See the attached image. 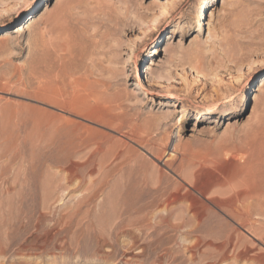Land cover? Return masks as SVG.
Masks as SVG:
<instances>
[{
    "label": "rangeland",
    "instance_id": "1",
    "mask_svg": "<svg viewBox=\"0 0 264 264\" xmlns=\"http://www.w3.org/2000/svg\"><path fill=\"white\" fill-rule=\"evenodd\" d=\"M38 124L93 129L151 186L161 172L163 186L208 187L194 197L209 226L195 232L182 201L167 223L121 229L106 257L116 219L98 212L119 174L81 209L93 215L58 223L87 186L42 199L58 171L32 161ZM30 163L35 190L19 185ZM251 196L264 198V0H0V264H259L264 209L251 207L255 236L231 215ZM230 235L247 256L217 250Z\"/></svg>",
    "mask_w": 264,
    "mask_h": 264
},
{
    "label": "bare ground",
    "instance_id": "2",
    "mask_svg": "<svg viewBox=\"0 0 264 264\" xmlns=\"http://www.w3.org/2000/svg\"><path fill=\"white\" fill-rule=\"evenodd\" d=\"M187 67L188 66H186L185 69H187ZM188 69L190 70L191 68H188ZM70 126L72 128H70ZM70 126H68V125L59 126L56 124H48V125L38 124L36 126L34 143H35L36 150L39 153H41V157L38 159V157L34 156L35 152H34V155L31 154L32 156L37 158V159L32 160V161L38 162L40 164L42 163L41 164L42 167H43V164H48L49 166L56 168L58 171V172L55 171V173L51 174V175H48L46 173L44 183L40 184V189L42 191L41 197L43 200L44 199L46 201H47V199L49 200V198L52 197L53 194H56V195L58 194V196L61 195V196H65V197L69 196V198H70L75 193L82 191L84 189V187L87 186L83 190V192H82L83 196L77 202L76 206L74 205L75 207L72 208V211L67 216H62L60 218V220L57 221L58 223H62L63 221L71 222V220L74 217H76V215H79V216L81 215L82 217H80V218L90 217L91 214L93 213L92 210L88 209L87 211L85 210L83 212L81 209L83 207L86 209L89 205H92L94 203V200L96 199L97 195L99 194V192L103 188H105V186L109 185V181L114 177V175L119 174L118 181L112 186V188H111L108 196L104 200V202L102 204H100L99 212L97 210L98 213H100L101 210H103L105 213H107L108 214V220L110 219V221H112V222L115 221V219H116V222L109 224L105 228V230H103V232H102V234H104V236H105V238H104L105 242L107 241L106 244L112 246L111 253L105 254L106 257L107 256H112V257L115 256V249H114L115 245L113 246V245H111V243L113 244L114 238L116 239L117 234L119 232L121 233V229L123 230L124 227H128L131 229L133 227H135V229H137L138 227H140V225L142 223L147 222V220H148V222L151 221L149 219H152L153 216L158 217L161 220L160 221L161 223H165L167 221V218H170L167 216H166L167 218L163 216L164 213H166V215H167V213L169 212L168 207H170L173 204L182 202V201L187 203L186 207L181 206V207L185 208L184 209L185 212H186V210H189L192 212L191 213L192 216H190L191 218H188L185 220H187V222L189 224L194 225V231L195 232H202L203 230H205L207 228V226H209L210 219L207 216L208 204H205L206 202L203 204L201 201L202 205L200 204L201 207H198L195 203V197H194L195 194H198L199 197H201L202 199L205 200L208 187L190 185V184L188 185V183L184 184L185 186L182 184H180V185L176 184L175 186L174 185L173 186H163L160 184L161 179L164 175L161 172H158V173L155 172L156 173V181L152 184L153 186H151L149 183V179H151L152 175H150L151 177L149 178L147 170L144 169V167H139V169L137 171H135L134 170V168H135L134 164H131L132 162L130 163V161H129L130 158H127V156L125 155V151L124 152L118 151L116 148L110 146L109 138L104 139V140H100L95 136L96 131H94L91 128H85L79 124H74V125H70ZM32 135H31V137H32ZM172 153H173V151H172ZM17 155H19V153ZM22 159H24V158H22ZM138 159H139V161L141 160L140 158H138ZM24 160H26V159H24ZM25 162H27V160ZM26 165H27V163H26ZM127 165H128V170L126 172H124L125 170L123 167L127 166ZM30 166H31L30 167L31 169L30 168L25 169L23 171V176H20L23 178H21L22 179L21 184H19V185L23 189L28 188L29 190H31V189L35 190V188H37V187L35 185L34 180H36L35 174L38 171L35 173L36 168L33 167V165L31 163H30ZM40 168L38 165L39 170H40ZM44 168H48V167H44ZM44 168H43V170H44ZM45 172H44V174H45ZM42 176H43V173H42ZM42 176H41V178H42ZM36 177H38V176H36ZM17 182H18V180H17ZM41 182H43V181H41ZM38 184H39V182H38ZM191 184H192V182H191ZM8 187H11V186H8ZM21 190L22 189L20 188V191ZM5 191H8V190H5ZM24 191H26V190H24ZM22 192H23V190H22ZM34 192H36V191H34ZM25 193H27V192H25ZM31 193H33V192H31ZM31 193H30V195H31ZM19 195H21V194H19ZM15 196L18 197V195H15ZM34 196H35V194H34ZM249 196H250V194H249ZM27 198H25L26 199L25 201H27ZM15 199H17V198H15ZM243 199H245V197ZM206 200H207V198H206ZM19 201H18V203H19ZM54 201H56V200H54ZM253 205H258L260 207V211H261V209H264V198H256L255 199L252 196L247 197L246 200H244V202L241 203V200H240V203L238 205H236L235 208L231 209V215L237 221V224L240 226H244V228L248 227L249 232L252 231L251 233H253L255 231L254 224L251 223V217H250L251 216V207ZM160 207H162V209L160 210L161 212H159L157 210L158 208L160 209ZM179 208H180V206H179ZM69 209H71V208H69ZM171 209L172 208H170V210ZM21 211H22V209H21ZM181 212H183V211H181ZM186 213H188V212H186ZM103 217H104V215H103ZM85 219H87V218H85ZM97 219L98 218L96 215V220ZM104 221H107V220L105 219ZM183 221H184V218H183ZM55 224H56V222H55ZM87 224H86V226H87ZM99 224L101 226V223H99ZM91 225H92V223L90 224V226L88 224L89 227H92ZM143 228H144V226H143ZM177 228L181 229V226H179ZM97 230H99L98 227H97ZM99 232H100V230H99ZM123 233L129 234V233H131V231L130 232L124 231ZM253 235H254V233H253ZM255 235H257V233ZM32 239L34 241V238H32ZM46 240L47 239H45V241ZM225 241L226 242H224L221 247L217 246L218 247L217 250L224 247V244H227L233 251L237 252L236 257H238V258H239V256H240V258L245 257L250 252L249 247H243V248L240 247V244L242 242L241 236L231 237V235H230L229 237L226 238ZM261 245L264 247V243ZM18 250L27 252L28 249L19 248ZM145 251L146 250H142V253H145ZM116 254H117V251H116ZM263 256L264 255L262 253H259L257 255H254L253 257H251V259H253L252 261H259V264H262Z\"/></svg>",
    "mask_w": 264,
    "mask_h": 264
}]
</instances>
